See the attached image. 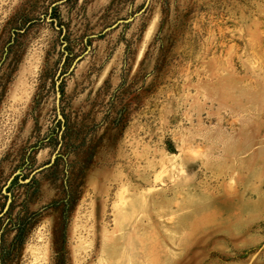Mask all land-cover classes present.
<instances>
[{
	"label": "rangeland",
	"instance_id": "1",
	"mask_svg": "<svg viewBox=\"0 0 264 264\" xmlns=\"http://www.w3.org/2000/svg\"><path fill=\"white\" fill-rule=\"evenodd\" d=\"M59 1L0 0L19 264H264V0Z\"/></svg>",
	"mask_w": 264,
	"mask_h": 264
},
{
	"label": "flooded vegetation",
	"instance_id": "2",
	"mask_svg": "<svg viewBox=\"0 0 264 264\" xmlns=\"http://www.w3.org/2000/svg\"><path fill=\"white\" fill-rule=\"evenodd\" d=\"M13 180L14 176L8 179L0 193V264H19L20 246L28 233V226L20 224L12 214L15 197L7 189L11 188ZM30 181L31 177L26 182Z\"/></svg>",
	"mask_w": 264,
	"mask_h": 264
},
{
	"label": "water",
	"instance_id": "3",
	"mask_svg": "<svg viewBox=\"0 0 264 264\" xmlns=\"http://www.w3.org/2000/svg\"><path fill=\"white\" fill-rule=\"evenodd\" d=\"M62 1H63V0L59 1V3L62 2ZM148 3H149V0H147L146 5H147ZM143 10H144V9H143ZM143 10H142V11H143ZM140 13H141V12H139L138 14H140ZM133 19H134V17H130V18H128V19H124V20H119L118 22H116V23L113 24L112 26L106 28L105 31H107V30H109V29H112V28L116 27V26L119 25V23H121V22H129L130 20H133ZM92 36H97V35H92ZM88 48H89V46H88ZM82 57H83V55H82V56H79V57L76 58V60L74 61L73 65L71 66V69H73L74 65H75V64H76V63H77ZM60 97H61V91H60L59 82H58V83H57V99H56V104H57V109H58L59 117H60L61 119L64 120V117H63V115H62V113H61V109H60ZM55 157H56V155L54 154L53 157H52V159H51V162H50L49 164H47V165H45V166H43V167H41V168L36 169L35 171H33L32 175H34L35 173H37L38 171H40V170H42V169H44V168H46V167L51 166V165L53 164L54 160H55ZM28 180H29V178L26 179V181H28Z\"/></svg>",
	"mask_w": 264,
	"mask_h": 264
}]
</instances>
